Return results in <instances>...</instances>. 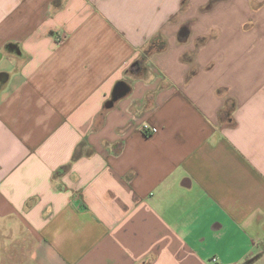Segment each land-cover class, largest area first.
<instances>
[{
  "label": "crops",
  "instance_id": "crops-1",
  "mask_svg": "<svg viewBox=\"0 0 264 264\" xmlns=\"http://www.w3.org/2000/svg\"><path fill=\"white\" fill-rule=\"evenodd\" d=\"M0 264H264V0H0Z\"/></svg>",
  "mask_w": 264,
  "mask_h": 264
},
{
  "label": "water",
  "instance_id": "water-1",
  "mask_svg": "<svg viewBox=\"0 0 264 264\" xmlns=\"http://www.w3.org/2000/svg\"><path fill=\"white\" fill-rule=\"evenodd\" d=\"M120 95H121V93H119L118 90H115L114 93H113V95H112V99L109 101L108 105H111L112 102H113L114 100H116Z\"/></svg>",
  "mask_w": 264,
  "mask_h": 264
},
{
  "label": "built area",
  "instance_id": "built-area-1",
  "mask_svg": "<svg viewBox=\"0 0 264 264\" xmlns=\"http://www.w3.org/2000/svg\"><path fill=\"white\" fill-rule=\"evenodd\" d=\"M144 130L145 131H150V132L154 133V132L157 131V128L156 127H153V126L144 125Z\"/></svg>",
  "mask_w": 264,
  "mask_h": 264
}]
</instances>
